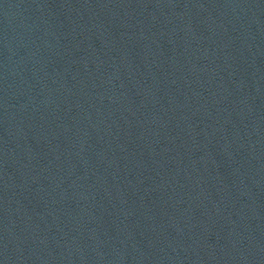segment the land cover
<instances>
[{"label":"water","instance_id":"95a60500","mask_svg":"<svg viewBox=\"0 0 264 264\" xmlns=\"http://www.w3.org/2000/svg\"><path fill=\"white\" fill-rule=\"evenodd\" d=\"M0 264H101L61 165L1 51Z\"/></svg>","mask_w":264,"mask_h":264}]
</instances>
